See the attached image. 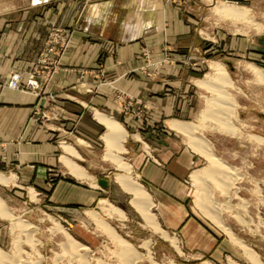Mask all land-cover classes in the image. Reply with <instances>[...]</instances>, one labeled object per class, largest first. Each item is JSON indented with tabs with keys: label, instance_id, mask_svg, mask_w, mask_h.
Here are the masks:
<instances>
[{
	"label": "rangeland",
	"instance_id": "1",
	"mask_svg": "<svg viewBox=\"0 0 264 264\" xmlns=\"http://www.w3.org/2000/svg\"><path fill=\"white\" fill-rule=\"evenodd\" d=\"M198 1L199 10L194 5L188 6L190 0L157 1V8L150 20L153 21L151 29L162 27V7L163 3H167L174 9V16L181 15L189 22L191 36L188 43L169 44L163 48V55L156 60L151 59L152 48L144 47L142 55L146 61L140 69L145 73L148 67L158 69L165 65L182 64L187 70L188 79H191L189 104L193 107L192 112L182 121L176 120L197 125L193 134L181 133L189 149L201 156L199 165L187 178L189 189L186 202L194 217L192 223L196 227L202 225L208 233L216 236L218 249L212 252L191 250V245L182 236L164 226L158 215L160 206L151 190L141 177H135L136 171L129 160L132 154L128 149L127 135L122 141L119 139L111 145L107 128L108 134L101 141L102 146L98 145L92 153L85 141H79V145H73L70 141L62 143L68 152L62 157L64 164L61 163L65 180L87 191L63 190L60 197L63 199L71 193L76 199H83L86 194L85 204H63L58 201L60 198L55 191L58 176L49 179L50 184L44 189L19 188L15 186L18 184L15 174L0 170L1 174L13 178L10 183H2L7 186L0 184V197L5 201L8 212L13 213V216L0 215V254L14 257L20 252L28 257L26 264H82L81 259L85 260V264H124L121 258L122 244H128L138 257L135 264H264V82L249 67L252 64L264 73V0ZM217 5L239 6L247 13L243 18L230 17L218 13ZM124 6L126 9L129 7L127 4ZM140 14L147 15L141 12L136 15ZM71 37L72 30L52 26L32 67L26 71H12L5 80L0 81V93L5 88L14 90L8 83L14 73H20L24 86L15 91L43 99L47 97L51 101L52 95L45 90L62 66ZM214 62L225 66L230 81L216 78L212 73L211 64ZM33 76L41 84V93L29 84ZM207 76L211 84L200 85L199 80ZM116 99L120 104L122 102L125 113L138 112L134 106V101H137L135 95L118 92ZM222 105L219 117L208 116L210 111ZM37 113L40 120L51 118L48 109L38 110ZM99 113L104 112H96L100 120ZM172 122L175 120L170 122L171 126ZM195 137L205 140L207 151L226 165L229 170L228 183L206 176L194 179V172L212 164L210 158L195 145ZM66 146L77 151L72 155L75 158L69 155ZM103 152L104 161L101 160ZM65 156L72 158L79 173L73 170L74 166L72 168L66 164ZM106 161L109 167L102 173ZM100 178L105 184L99 181ZM122 178L129 179L141 189L143 187L142 190L147 193L149 201L143 213L137 209L139 203L135 193L123 184ZM205 185L209 203L207 207H202L199 194H204ZM94 191L99 192L96 194L98 199L90 201L89 193L94 195ZM208 211L217 215L222 224L229 226L240 243L234 242L221 225L207 214ZM94 213L100 218L99 222L94 219ZM151 215L155 218L152 219ZM105 225L110 229H106ZM114 234H118V238ZM83 246L85 250H81ZM245 247L250 248L254 257L251 258L250 252L246 253ZM5 263L6 260L0 256V264Z\"/></svg>",
	"mask_w": 264,
	"mask_h": 264
},
{
	"label": "crops",
	"instance_id": "2",
	"mask_svg": "<svg viewBox=\"0 0 264 264\" xmlns=\"http://www.w3.org/2000/svg\"><path fill=\"white\" fill-rule=\"evenodd\" d=\"M157 1L0 3V81L12 71L32 67L52 26L72 30L62 66L45 90L52 95L51 101L8 88L1 91L0 170L15 174V186L19 188L44 189L50 184L49 179L58 176L55 191L59 202L87 203L85 193L83 199H76L71 193L60 197L64 191H87L65 180L61 163L68 152L62 143L79 145V141H85L91 148L89 152H94L108 134L96 112L107 113L127 129L126 141L132 154L129 160L135 177H141L151 190L164 226L182 236L191 250L212 252L218 249V239L202 225L196 227L192 223L194 217L186 202L187 178L199 165L201 156L189 149L181 131L170 125L172 120L182 121L192 112L191 79L182 64L148 67L145 73L140 69L146 61L142 55L144 47L152 48L151 59L156 60L163 55V48L188 43L191 36L189 22L181 15L174 16V9L167 3L162 7V27L151 29ZM192 5L200 9L198 0H190L188 6ZM140 12L147 15H136ZM118 92L137 97V113L124 112L122 102L116 99ZM42 109H48L50 119L40 120L37 112ZM87 156L91 158L90 154ZM104 158L105 152L101 153V160ZM103 166L102 173L109 167L107 161ZM89 194L90 201L98 199V191Z\"/></svg>",
	"mask_w": 264,
	"mask_h": 264
},
{
	"label": "bare ground",
	"instance_id": "3",
	"mask_svg": "<svg viewBox=\"0 0 264 264\" xmlns=\"http://www.w3.org/2000/svg\"><path fill=\"white\" fill-rule=\"evenodd\" d=\"M216 11L218 13H221V14H224V15H227V16H230V17H234V18L235 17L236 18H238V17L243 18V17H245V15L247 13V11L245 9H243V8H241L239 6H227V5H217ZM211 65H212V69L214 70V72H212V73L216 76V78L225 80L226 82H227V80H229L228 77H227L228 71H227V69L225 68V66L223 64H221L219 62H214ZM249 67L254 70L255 74L258 77V79L261 80L262 82H264V73H262V71L260 69H258L256 66H253L252 64ZM222 76L223 77L225 76V77L223 78ZM199 84L202 85V86H206V85L209 86L211 84L210 77L207 76V78L199 80ZM217 86L219 87V85H217ZM214 88H216V87H214ZM222 107H223V105L221 107L219 106V108H217L215 110L213 109L212 111H210L209 115L208 114L207 115L208 116H212V117L215 116V118H216V116L219 117V115H220L219 113H221ZM207 115H206V117H207ZM99 118L102 121V123H104L106 125V127L108 128V130H109V140H110L111 145L114 144L113 142H115V141H117L119 139H121V141H122V138L125 139L124 137L127 135V131L123 128V126L116 119L108 116L107 114H103V113H99ZM217 119H219V118H217ZM222 122H223V120H222ZM172 127L177 129V130H179V131H181V132L188 133V134H193L195 132L196 128H197V125L196 124L181 123V122H177L175 120V122H172ZM195 140H196L195 145H198V147L201 148L202 152L205 153L210 158L212 164L208 168H205L203 170L194 172V174H193L194 179L199 180L201 177L206 176V177H211V179H215V180L223 182V183H228L227 179H229V176H228L229 170L227 171L226 165L224 163L221 164L219 159L217 157H215L214 154H212L210 151H207V143L205 142V140H203L200 137H195ZM123 141H125V140H123ZM66 147H67L66 150L69 151L70 155H73V154H75L77 152V151H75L74 148H72L70 146H66ZM65 162H66V164L68 166H70L72 168L75 167L73 170H76L78 173L80 172L79 168H77L78 166L75 165V163L73 162L71 157H69V156L66 157L65 156ZM220 172H221L222 176L220 175ZM218 173H219L220 176L218 175ZM122 179H123L122 180L123 184L128 186L130 188V190H132L135 193L136 198H137V202L139 203L138 204L139 208H137V209H141L142 210L141 213H143V211L146 210L145 206H147L146 205L147 201H149V198H147L148 196H146L147 193H145L142 190L143 187L141 189V187L137 186L132 181L130 182L129 179H126V178H122ZM11 180H13V178H11L10 176H7V175H4V174L0 173V183H10ZM204 188H205V189H203V190H205L204 194L203 195L199 194L200 195V203H201L202 207H207V205L209 203V200L207 199V197L209 196V193H208V190L206 189V185L204 186ZM133 200H134V198H133ZM134 204H135V202H134ZM7 208H6V205H5V201L0 197V215L4 216V215L9 214L10 216H13V213H11V212L9 213ZM214 210H216V209H214ZM92 214H93V212H92ZM207 214L210 215L212 217V219L215 220L219 225H221V228L224 229V231L231 237L232 240H234V242H237V243L239 242L240 243V241H238V238L232 232L230 227L229 226L227 227V225L222 224L223 222L218 220L217 215L213 214L212 211H208ZM151 217H152V215H151ZM154 218L155 217H152V219H154ZM94 219H96L99 222L100 218L96 217L95 213H94ZM219 219H221V218H219ZM155 220H154V223H155ZM151 223H153V222H151ZM105 224H107V223H105ZM156 224L158 225V223H155V225ZM25 227H27L26 224H25ZM106 227L107 226L105 225V228ZM158 227H159V225H158ZM106 229H110V228L107 227ZM114 236H115V238H118V234H114ZM82 249L85 250L86 248L83 246V248H81V250ZM244 250L247 251L246 253L250 252V254L252 255V253H251L252 251L250 250V248L245 247ZM26 253H28V252H26ZM26 253H24V254H26ZM83 254L81 255L82 258L84 257ZM121 254H122L121 258H122L124 264H135L134 261L136 260V258H138L135 255V253L133 251V248L131 246H129L128 244H122V253ZM0 256H1V258L6 260L5 264H26V261H29V260H27L28 257L23 256L22 254H20V252H19L18 255L14 256V257L12 255L10 256L8 254H3V253L0 254ZM252 257H254V255H252L251 258ZM84 261L81 259V262H83L82 264H85Z\"/></svg>",
	"mask_w": 264,
	"mask_h": 264
},
{
	"label": "built area",
	"instance_id": "4",
	"mask_svg": "<svg viewBox=\"0 0 264 264\" xmlns=\"http://www.w3.org/2000/svg\"><path fill=\"white\" fill-rule=\"evenodd\" d=\"M29 84L36 90H40L41 93V84L34 76L29 79ZM8 86L14 90L22 89L24 86L23 75L20 73H14L8 83ZM40 93L38 92L39 95H41Z\"/></svg>",
	"mask_w": 264,
	"mask_h": 264
},
{
	"label": "water",
	"instance_id": "5",
	"mask_svg": "<svg viewBox=\"0 0 264 264\" xmlns=\"http://www.w3.org/2000/svg\"><path fill=\"white\" fill-rule=\"evenodd\" d=\"M101 183L105 184V181H104V180H102V181H101Z\"/></svg>",
	"mask_w": 264,
	"mask_h": 264
}]
</instances>
